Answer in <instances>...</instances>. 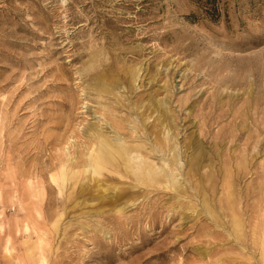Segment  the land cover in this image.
<instances>
[{
	"label": "rangeland",
	"instance_id": "obj_1",
	"mask_svg": "<svg viewBox=\"0 0 264 264\" xmlns=\"http://www.w3.org/2000/svg\"><path fill=\"white\" fill-rule=\"evenodd\" d=\"M0 264H264V0H0Z\"/></svg>",
	"mask_w": 264,
	"mask_h": 264
},
{
	"label": "bare ground",
	"instance_id": "obj_2",
	"mask_svg": "<svg viewBox=\"0 0 264 264\" xmlns=\"http://www.w3.org/2000/svg\"><path fill=\"white\" fill-rule=\"evenodd\" d=\"M104 92H105V91H104ZM217 105H218V104H217ZM230 119H231V118H230ZM137 130H138V129H137ZM107 137H108V136H107ZM130 138H131V137H130ZM178 140H179V139H178ZM110 141H111V140H110ZM115 141H116V140H115ZM163 141H164V140H163ZM113 143H114V142H113ZM169 144H170V143H169ZM96 145H97V144H96ZM138 146H139V145H138ZM151 146H152V145H151ZM129 147H130V146H129ZM136 147H137V146H136ZM124 151H125V150H124ZM214 152H215V151H214ZM126 153H127V152H126ZM149 153H150V152H149ZM126 155H127V154H126ZM99 157H100V156H99ZM99 157H98V158H99ZM133 157H135V156H133ZM136 157H137V156H136ZM109 158H110V156H108V154H107V156H103V158H99L100 160H99L98 162H99V164L102 165V166H104V165H108V164L110 165V164L112 163V161H109ZM124 159H125V158H124ZM126 159L129 160V158H126ZM136 159H137V158H136ZM142 159H143V158H142ZM130 160H131V159H130ZM134 161H135V160H134ZM93 162H94V161H93ZM114 162H115V161H114ZM143 162H144V161H143ZM90 163H91V162H90ZM146 163H147V162H146ZM142 164H143V163H142ZM149 165H150V164H149ZM91 166H92V164H91ZM154 167H156V166L154 165ZM140 169H141V170H144L143 166H140V167H139V170H140ZM146 169H147V168H146ZM156 169H157V168H156ZM147 170H148V169H147ZM153 170H154V169H153ZM153 170H152V171H153ZM109 171H110V170H109ZM111 171H112V170H111ZM154 171H155V170H154ZM156 172H157V171H156ZM91 173H92V172H91ZM91 173H90V174H91ZM149 173L151 174V172H149ZM154 173H155V172H154ZM236 173H238V175H239V169H236V170H235V174H236ZM142 174H143V172H142ZM147 174H148V173H147ZM150 174H149V175H150ZM141 176H142V175H141ZM146 176H148V175H146ZM158 176H159V175H158ZM158 176H157V177H158ZM173 176H174V175H173ZM217 176H218V175H217ZM153 177H154V176H153ZM171 177H172V176H171ZM160 178H161V177H160ZM160 178H159V179H160ZM163 178H164V177H163ZM165 178H166V177H165ZM179 178H180V177H179ZM159 179H158V180H159ZM176 179H177V178H176ZM142 180H143V179H142ZM145 181H146V180H145ZM174 181H175V180H174ZM184 181H185V180H184ZM137 182H138V181H137ZM180 182H181V181H180ZM145 183H147V182H145ZM151 183H152V182H151ZM173 183H174V182H173ZM173 185H174V184H173ZM179 185H180V184H179ZM97 188H98V187H97ZM171 189H172V188H171ZM178 189H179V188H178ZM180 193H181V191H180ZM119 196H120V195H119ZM182 197H184V196H182ZM209 197H210V196H209ZM230 197H231V196H230ZM101 198H102V197H101ZM206 198H207V197H206ZM181 201H182V200H181ZM207 206H208V205H207ZM122 208H123V207H122ZM178 208H179V207H178ZM188 209H189V208H188ZM221 209H222V208H221ZM173 211H174V210H173ZM192 211H193V210H192ZM221 211H222V210H221ZM186 212H187V211H186ZM233 212H234V211H233ZM185 215H186V214H185ZM236 222H237V221H236ZM211 225H212V224H211ZM240 228H241V227H240Z\"/></svg>",
	"mask_w": 264,
	"mask_h": 264
}]
</instances>
